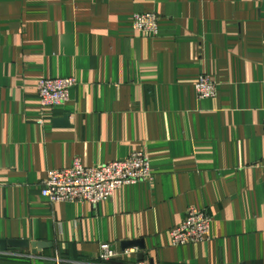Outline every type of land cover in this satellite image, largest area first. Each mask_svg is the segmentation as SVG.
<instances>
[{"label":"crops","instance_id":"0c3cea01","mask_svg":"<svg viewBox=\"0 0 264 264\" xmlns=\"http://www.w3.org/2000/svg\"><path fill=\"white\" fill-rule=\"evenodd\" d=\"M201 74L215 98L197 97ZM67 77L68 103L43 111L38 81ZM263 126L264 0H0V241L47 247L0 264H264ZM133 151L150 181L96 205L40 194L48 171ZM189 208L209 239L173 246ZM101 244L117 256L100 263Z\"/></svg>","mask_w":264,"mask_h":264},{"label":"built area","instance_id":"2783aa9c","mask_svg":"<svg viewBox=\"0 0 264 264\" xmlns=\"http://www.w3.org/2000/svg\"><path fill=\"white\" fill-rule=\"evenodd\" d=\"M159 17L155 13H137L131 17V28L146 37L158 34ZM76 81L73 77L41 79L37 83V98L43 111H51L69 101V94ZM199 99L216 97V85L205 74H201L194 83ZM43 125V121H38ZM264 130V126H263ZM152 173L144 151H133L126 158L100 167H86L80 159H74L71 167L51 170L42 182L40 194L50 204L88 203L96 205L107 201L123 186L150 181ZM210 217L201 210L189 208L182 222L169 232L171 245L184 246L197 244L209 239ZM132 251H129L130 253ZM8 253L0 252V255ZM32 258L31 255H19ZM109 244L99 246L98 260L107 263L116 257ZM59 264V259H54ZM146 264V263H139Z\"/></svg>","mask_w":264,"mask_h":264},{"label":"water","instance_id":"95a60500","mask_svg":"<svg viewBox=\"0 0 264 264\" xmlns=\"http://www.w3.org/2000/svg\"><path fill=\"white\" fill-rule=\"evenodd\" d=\"M58 123H66V119L60 120ZM46 245L42 243H29L28 241H0V252L23 250L29 251L31 254L36 255L39 251L46 249Z\"/></svg>","mask_w":264,"mask_h":264}]
</instances>
